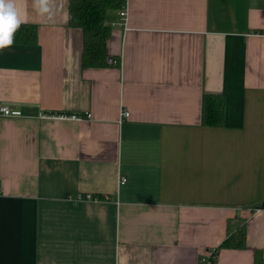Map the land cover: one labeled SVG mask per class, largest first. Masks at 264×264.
<instances>
[{"label": "crops", "instance_id": "obj_1", "mask_svg": "<svg viewBox=\"0 0 264 264\" xmlns=\"http://www.w3.org/2000/svg\"><path fill=\"white\" fill-rule=\"evenodd\" d=\"M19 4L39 38L0 52L22 112L0 116V264H199L244 224L217 264H264V0H126L106 18L120 66L86 69L80 29Z\"/></svg>", "mask_w": 264, "mask_h": 264}, {"label": "trees", "instance_id": "obj_2", "mask_svg": "<svg viewBox=\"0 0 264 264\" xmlns=\"http://www.w3.org/2000/svg\"><path fill=\"white\" fill-rule=\"evenodd\" d=\"M125 6L126 0H69L68 26L83 32V69L120 66V58L108 53L111 26L107 24L106 18L109 11L121 10ZM38 38V25L25 23L16 33L14 44L36 45ZM225 105L224 94L205 93L202 98V125L222 127L225 124ZM246 243L247 227L244 224L227 236L214 251L218 255L222 249H244ZM261 261L262 254L257 251L255 263L261 264Z\"/></svg>", "mask_w": 264, "mask_h": 264}, {"label": "clouds", "instance_id": "obj_3", "mask_svg": "<svg viewBox=\"0 0 264 264\" xmlns=\"http://www.w3.org/2000/svg\"><path fill=\"white\" fill-rule=\"evenodd\" d=\"M31 7L45 24L55 25L61 15L65 21L70 18L65 11L64 0H31ZM25 23L27 19L19 0H0V52L14 45L16 33Z\"/></svg>", "mask_w": 264, "mask_h": 264}, {"label": "built area", "instance_id": "obj_4", "mask_svg": "<svg viewBox=\"0 0 264 264\" xmlns=\"http://www.w3.org/2000/svg\"><path fill=\"white\" fill-rule=\"evenodd\" d=\"M127 15H128L127 7L125 6L124 8H122L120 10V17H121L120 20H121L122 24L126 23ZM21 115H22V112L19 109H16L13 106L8 105V104H0V116L8 117V116H21ZM129 115H130V113L128 111H125L123 113V117H129ZM43 117L50 118V117H53V115L45 114V115H43ZM60 117L65 118V117H68V116L63 115V116H60ZM70 117L71 118H76V119H80L82 117L90 118L91 114L88 113L87 115H84V116L71 115ZM126 182H127V178L123 177L120 180V185H123ZM98 199H101V198H99L97 196H94L93 194L88 193V194H80V195H78L76 200L77 201H81V200H98ZM104 199L105 200L108 199V196H105ZM263 209H264V205L257 207L255 209V211L259 212V211H261ZM217 257H218V255H216L214 249H210L205 254L202 255V257L199 260V264H217Z\"/></svg>", "mask_w": 264, "mask_h": 264}]
</instances>
